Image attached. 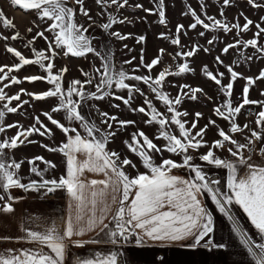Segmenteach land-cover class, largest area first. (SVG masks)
Instances as JSON below:
<instances>
[{
  "label": "snow or ice",
  "instance_id": "obj_1",
  "mask_svg": "<svg viewBox=\"0 0 264 264\" xmlns=\"http://www.w3.org/2000/svg\"><path fill=\"white\" fill-rule=\"evenodd\" d=\"M101 0H97L100 3ZM107 3V0H104ZM12 3L21 7L23 10H36L38 18L41 20L48 19L51 23L48 25L47 31L53 33V39L49 41L48 52L45 50H36L32 48L35 59L25 58L20 51L13 47H6V51L18 58L19 63L13 67L0 66V81L9 79V74L13 71H19L26 65H37L46 75H33L25 77L28 82L44 81L51 85L47 91L42 93H27L32 99L40 101L47 98H57L58 104L52 108V113H64V118L71 124L73 121L79 122L81 128L84 129L86 135L82 136L77 128L65 126L53 118V115L44 112L41 115L60 129L66 136V142H62L56 147L41 145L48 151L60 152L66 157V174L61 175L57 180L55 178L41 179L40 181H30L27 184L21 182L17 170L20 169L23 161L6 162L0 159V187L5 192L13 187L24 189L25 191H39L46 189L48 193L57 190H66L74 202L76 216L73 219L69 217L66 227L63 231L58 230L55 226L49 227L46 230L36 231L31 229L24 230V238L32 244L36 245L33 249H24L20 252L7 250L8 255H0V264H64L65 253L68 243L82 246L86 241L74 240V236H80L84 231H92L98 229L100 232H105L107 241L112 245H127L135 238L136 245H142L147 241L161 242L164 244L176 243L191 239V247H205L207 249L223 248V244H216L211 239L205 241L213 231V220L211 214L203 206L200 199L201 195L208 193L211 199L217 204L220 211L228 215L226 205L235 203L239 205L243 212L247 214L251 224L258 230L260 234H264V166L254 163L252 153L255 149V142H264V127L261 131L251 130V136L246 139L245 143H241L233 139L231 135L223 129H217V139L212 142V146L207 153L199 155V160L207 165L225 168L228 170L227 187L229 192H223L217 185L218 180L210 179L201 164L194 163L193 155L189 154V149L199 150L207 144L204 140L206 131L210 125L215 126V121L209 119L208 124L204 128L199 129L193 135L192 129L197 127V121L202 116V113L195 114L196 120L191 123V128H186L187 121L182 117L188 115L187 112L178 110L185 98L197 100V93H202V89L191 87L190 85H181L180 93L176 97L164 91L166 77L170 75H182L192 71L187 58L195 56L200 48L193 45L191 50L186 52H178L177 57H184L185 62L179 65L178 72L172 73L168 69L161 71L158 76L153 79L151 76L128 75L121 68L115 70L111 65L109 57L106 55L103 59L101 68L96 71L100 73V82L96 86V92L87 93L84 91L85 84H91L92 80L81 82L73 80L65 89L62 85L64 73L68 70L66 67L54 73V58L59 54L57 49L61 50L65 56L83 57L89 53H99L92 46L91 39L86 33L88 28L84 25L75 22L76 12L72 7L67 6V0H12ZM84 0H76V4L80 5V13L91 20L89 12L83 7ZM112 4H117L120 8L128 4V0H111ZM248 3L253 7H259L255 0H248ZM225 6H229L230 0H223ZM137 8H142V5H136ZM149 14L158 13L159 23L165 24L164 0H159V4L155 10L144 9ZM194 17L195 22L189 27L195 29L201 25L205 30H223L231 32L233 28L239 29L241 32H247L253 21L245 17V23L241 27L239 23L231 25V27L220 19L208 16L207 19L212 23H205L195 11L189 10ZM187 14V13H185ZM223 15V10H221ZM123 23L124 21L111 20L110 23L103 24L101 27L109 29L113 23ZM0 24L5 28L14 27L13 21L5 17L0 10ZM258 29L255 37L264 34V27L256 24ZM184 30L183 25H177L175 39L171 40L173 45H180L179 34ZM28 31H32L31 28ZM118 39H126L127 37L118 32L111 33ZM204 32L200 35L204 36ZM39 37L48 40L43 31L36 34ZM252 38L247 41L237 40L235 44H227L222 52L227 54L230 49L243 45L244 48L252 47L261 55H264V46L258 45L257 38ZM20 34L17 32L12 36V39H19ZM160 38L167 39L164 34H160ZM7 39V37H3ZM146 38L140 36L138 42L144 41ZM35 37H33V41ZM214 40H209L211 45ZM32 41H29L25 47H29ZM163 49L160 50L163 54ZM203 51L208 52L209 49L204 48ZM246 60H251L252 57H245ZM47 61V63H45ZM217 64H223L219 56L215 57ZM161 62V57L153 59L151 63L144 64L149 71ZM128 63H131L129 61ZM141 63L143 64V50L141 55ZM230 75V81L226 85L222 84L224 78L223 72L210 71L205 65L202 69L204 75L215 82L219 91L226 97L222 104L214 108V114L227 120L230 124V132L238 133L243 129L236 123V117L242 113V109L249 104L264 102L252 101L248 98L250 87L256 80H264V70H261L259 75L253 77H243L236 72L232 66H225ZM7 68V71H5ZM243 78L246 84L243 89L242 103L238 106H232V89L233 83L238 79ZM126 80L142 81L151 88L156 99L163 103L167 109L166 115L157 111L152 101L145 97L144 105L138 108H131V101L134 98L133 93L139 92L144 95L139 88L130 86ZM11 84H19L21 81L15 76L10 78ZM113 85L119 89H127L128 97L114 96L115 99L122 100L123 104L132 112L144 114L147 119L144 123L158 125V130L155 139L163 140V146H158L153 139L149 138L143 130L131 133V140H125L124 144L128 150L138 156L143 167L146 169L144 173L137 172V175L130 177L125 170V166L133 169L137 165L132 160L125 157L120 159V154L116 151H108L106 145L112 140L118 131L126 129L128 126H136V121L120 120L114 115H109L107 112L101 113L103 117L102 123L107 125V131H102L94 122L90 123L82 115L81 109L83 101L87 99H104L105 96L111 95L107 89H111ZM9 87L5 84L0 88V101H6L0 107V123L7 113H17L27 104L28 101H21L20 93L9 96L4 88ZM187 89V91H186ZM21 89V92H24ZM264 95V93H262ZM78 97V99H73ZM210 99V98H209ZM19 102L16 107H10L13 102ZM119 107V105H113ZM115 122V128H113ZM256 124L264 126V110L257 114ZM38 125V127H37ZM178 130V135L174 134L172 127ZM249 128L248 124L243 126ZM7 128H18L16 135L9 139H4L0 142V158L6 155L7 149H17L18 147L28 143H35L28 138L33 134L40 136L52 135L51 130L40 120V116L34 117V124L25 128L23 125L10 124ZM5 131L4 126H0V133ZM74 133V135H70ZM228 143L233 147H228L227 151L230 156L237 159H225L216 155L213 149H222ZM235 149V150H234ZM244 150H247L248 155H244ZM168 152L173 155L180 156L182 162H176L171 158H162L161 163L155 162V155L163 157V152ZM264 156V147L260 149ZM77 154L86 157L84 160H78ZM35 161H42L47 167L39 170L35 166ZM28 163L32 164L31 171L43 177L44 172L49 168H55L56 165L51 161H45L43 157H34ZM239 166H244L247 172L243 176L238 175ZM187 168L190 175L185 178L172 174L173 169ZM87 171L103 173L105 179L91 180L85 182L82 179L83 173ZM99 186V187H97ZM110 197L111 203H108ZM16 198L9 196L8 202L0 206V214L13 213L12 200ZM4 197L0 196V201ZM115 206V207H113ZM85 215L88 216L86 227L82 226ZM111 216V221L114 223V228H109V224L105 223V219ZM229 219H233L229 215ZM235 225V221H234ZM107 230V231H106ZM236 231L240 229L235 227ZM0 239H8L0 237ZM94 243L99 241H93ZM202 242H204L202 244ZM249 245V251L256 258L257 264H264V243L256 245L257 251H253L251 242L244 241ZM48 251H44V249ZM122 255L119 252H111L107 258L99 260H85L78 264H119L118 256Z\"/></svg>",
  "mask_w": 264,
  "mask_h": 264
},
{
  "label": "rangeland",
  "instance_id": "obj_2",
  "mask_svg": "<svg viewBox=\"0 0 264 264\" xmlns=\"http://www.w3.org/2000/svg\"><path fill=\"white\" fill-rule=\"evenodd\" d=\"M122 3L123 0H120ZM259 7H253L248 3V0H230L229 6L223 4V0H164L165 11V24L159 23L158 13L149 14L144 9L155 10L159 4V0H128V4L120 8L117 4H112L111 0H101L97 3V0H84L83 7L88 10L91 20L80 13V5L76 4V0H67V6L72 7L76 15L74 17L77 24L84 25L88 28V35L91 39L92 46L99 53H89L83 57H73L71 55L65 56L63 52L57 49L59 53L54 58V69L56 73L63 68L68 70L64 73L62 79V85L65 89L71 84L73 80H80L84 82L91 79V84L84 85V91L87 93L96 92V86L100 82V73L96 70L101 68L104 62V57L107 55L111 61V65L115 70L123 69L128 75H141L151 76L155 79L158 74L168 69L170 72H178L179 65L185 62L184 57H177L178 52H186L191 50L193 45H197L200 51L193 57L187 58L192 71L182 75H170L166 77L164 91H166L170 97H176L180 93L181 85H190L191 87H198L202 89V93H197V100L184 99L182 105L178 110L181 112H187L186 117H182L187 121L186 128H191V123L196 120L195 114L197 112L202 113V116L197 121V127L192 129L193 135L199 129L204 128L208 124L209 119L215 121V126L210 125L206 131L204 140L207 144L201 147L199 150L189 149V154L193 155L194 163L201 164L205 167L207 164L199 160V155L207 153L212 146V142L220 139L217 133V129H223L226 133L232 136L233 139L238 140L241 143H245L246 139L251 136V130L261 131V127L256 124L257 114L264 110V104L256 103L246 105L242 109V113L236 117V123L243 129L238 133L230 132V124L227 120L214 114V108L222 104L226 97L219 91L218 86L212 80L208 79L202 69L207 65L208 69L214 74L216 72H223L224 78L222 84L226 85L230 81V75L227 72L226 65L232 66L233 69L240 73L243 77H257L261 70H264V55H261L256 49L252 47L244 48L243 45H239L236 48L230 49L227 54L222 52V49L227 44H235L237 40L247 41L255 37L258 29L255 27L259 24L264 27V0H255ZM142 5V8H137L136 5ZM0 10L3 11L6 18L13 21L14 27L5 28L0 24V66L13 67L19 63L18 58L14 57L11 53L6 51V47H13L21 52L25 58L35 59L32 52V48L36 50H45L46 55H50L48 50L49 41L53 39V33L47 31L50 20H41L38 18L36 10H23L21 7L12 3V0H0ZM195 11L196 14L205 21V23L211 24L212 22L207 19L208 16L220 19L224 23H227L230 27L233 24L239 23L242 27L245 23V17L253 21V25L250 26L247 32H241L239 29L233 28L231 32H224L223 30H205L201 25H198L195 29L189 26L195 22L194 17L190 14V11ZM223 10V15H221ZM187 13V14H185ZM111 20L124 21L123 23H113L109 29H104L101 26L103 24L110 23ZM177 25H183L184 30L179 34L180 45H173L172 39L177 36ZM31 28L32 31H28ZM43 31L48 40L37 36L36 34ZM17 32L20 34L19 39H12V36ZM118 32L121 35L126 36V39H118L111 33ZM204 32V36L200 33ZM164 33L168 38H160V34ZM144 36V41L138 42V38ZM7 37V39H3ZM33 37L35 40L33 41ZM258 40V45L264 46V34L259 37H255ZM214 40V43L209 45L208 41ZM32 41L29 47H25ZM204 48L209 49L208 52L203 51ZM163 49V54L160 50ZM143 50V64L141 63V55ZM158 56L161 57V62L156 65L151 71H149L144 64H149ZM219 56L223 61V64H217L215 57ZM251 56V60H246L245 57ZM131 61V63H128ZM47 63V61H45ZM7 71V68H5ZM33 75L45 76L46 73L40 69L37 65H26L19 71H13L9 74V79L0 81V88H3L5 84H9V87L4 88V91L9 95H15L20 93L21 101H28L23 105L22 109L17 113H7L5 111V117L0 123V126L5 127V131L0 133V142L4 139L14 137L19 130L18 128H7L10 124L23 125L25 128L34 124V117L40 116V120L51 130L52 135L40 136L39 134H33L28 139L35 141V143L25 142L24 145L18 147L19 153H28L34 155V153L41 154L43 148L41 145L52 146V143L56 145L62 140L64 133L58 129L55 125H52L45 116L41 113L48 112L53 115V118L65 126L77 128L81 134L86 135L84 129L80 127L79 122L73 121L71 124L64 118V113H52V108L58 104L57 98H47L45 100H34L27 93H42L47 91L52 86L44 81L28 82L25 77ZM15 76L21 81L19 84H11L10 78ZM130 86H135L140 89L144 94L143 96L139 92L133 93V99L131 101V108H138L144 105V99L147 97L156 107L157 111L170 115L167 113V109L163 103L156 99L151 88L144 84L142 81L126 80ZM246 84V80L238 78L233 83L232 89V106H238L242 103L243 89ZM24 89V92H21ZM111 95L105 96L104 99H87L83 101L81 109L82 115L90 123H95L102 131H107V125L102 123L103 117L101 113L107 112L109 115H114L120 120H132L136 121V126H128L126 129L118 131L112 140L106 145L109 151H116L120 154V159L125 157L129 158L137 165L136 169L129 166H125L126 173L130 177L137 175V172L143 173L146 169L143 167L141 160L138 156L131 153L125 146V140H131V133L137 131V129L143 130L149 138L153 139L154 143L158 146H163L164 141L155 139L158 125L146 124L144 120L147 119L144 114L139 112H132L126 107L122 100L115 99L114 96H120L127 98L129 93L127 89H119L114 85L111 89H107ZM187 91V89H186ZM264 80H256L255 84L250 87L248 98L252 101L264 102ZM210 98V99H209ZM78 99V97H73ZM6 103V101H0V107ZM19 102L13 101L9 106L16 107ZM113 105H119L114 107ZM245 124L249 125V128H244ZM115 122H113V128H115ZM38 127V125H37ZM174 134H179L175 126L172 127ZM264 135V133H262ZM228 147L232 145L226 143L222 149H213L217 156L225 159H231L230 153L227 151ZM264 147V142H255V149L253 152L261 153L260 149ZM16 149H7L6 155L0 159H4L6 162H11V154ZM235 150V149H234ZM248 154L247 150H244ZM255 152V153H256ZM38 156V155H36ZM162 158H171L176 162H182V158L177 155L163 152V157L155 155V162L161 163ZM187 169V168H182Z\"/></svg>",
  "mask_w": 264,
  "mask_h": 264
},
{
  "label": "crops",
  "instance_id": "obj_3",
  "mask_svg": "<svg viewBox=\"0 0 264 264\" xmlns=\"http://www.w3.org/2000/svg\"><path fill=\"white\" fill-rule=\"evenodd\" d=\"M70 135H74V133H70ZM81 135L84 136V134ZM62 142H66L65 134L59 144L52 143L50 147H56ZM27 145H30V143H27ZM36 155L43 157L45 161H51L56 167L49 168L48 171L44 172L43 177L37 175L31 171L33 165L28 163L29 160L37 157ZM85 158L83 155L77 154L78 160H84ZM13 160L17 162L23 161L17 172L21 182L24 184L30 181H40L41 179L51 180L55 178L58 180L61 175L66 174V157L60 152L48 151L46 148H43L41 154L34 153V155L28 153L20 154L18 149H16L11 154V161ZM252 160L254 163L264 166V156L261 153L253 154ZM35 166L39 170L47 167L42 161H35ZM204 170L208 177L215 176L214 179L219 181L217 187L221 191H230L227 187V169L206 165ZM246 172L247 169L244 166H239V176H243ZM172 174L185 178L190 175L188 169H173ZM82 179L85 182H89L93 179L103 180L105 176L103 173L85 170ZM0 196L4 197V200L0 201V206L8 202L9 196L16 198L12 200L14 212L0 214V237L8 238L0 239V255H8L7 250L20 252L24 249L36 247V245L24 238V230L26 228L41 231L55 226L58 230L63 231L69 217L74 219L76 216L74 202L66 190L48 193L46 189L25 191L24 189L13 187L8 192H5L0 187ZM200 199L213 220V231L208 237H205V241L211 239L216 244H223V248L207 249L200 246L193 249L191 247V239L171 244L149 240L142 245H136L135 238H133L132 242L127 245H112L107 241L105 232L94 229L92 231H84L82 235L73 237L74 240L86 241V243L82 246L68 243L64 264H78L80 261H95L107 258L111 252L122 253V255L118 256L119 264H257L254 256L249 251V245L244 241L249 240L251 245L256 247V245L264 241V234H260L255 229L243 209L235 203L226 205L228 215H225L208 193L201 195ZM108 203H111L110 197L108 198ZM229 215L233 219H229ZM87 219L88 216L85 215L82 226L86 227ZM105 223L109 224L110 229L114 228L110 215L106 217ZM237 226L240 229L239 232L235 230ZM93 241L99 242L94 243ZM44 251H48V249L45 248Z\"/></svg>",
  "mask_w": 264,
  "mask_h": 264
},
{
  "label": "built area",
  "instance_id": "obj_4",
  "mask_svg": "<svg viewBox=\"0 0 264 264\" xmlns=\"http://www.w3.org/2000/svg\"><path fill=\"white\" fill-rule=\"evenodd\" d=\"M255 152H256V151H255ZM255 152H253L252 155L257 153V152L255 153ZM244 155L247 156L248 154H246V153L244 152ZM209 178H210V179H214L215 176H210ZM262 243H264V241H263ZM252 248H253V251H257V252H258V249H257L256 247L252 246ZM254 258H255V257H254ZM255 260H256V258H255ZM256 262H257V260H256Z\"/></svg>",
  "mask_w": 264,
  "mask_h": 264
}]
</instances>
